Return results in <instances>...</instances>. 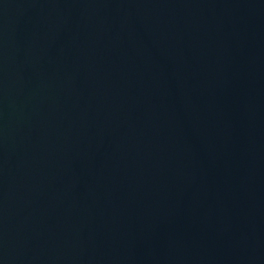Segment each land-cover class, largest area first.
<instances>
[{
	"label": "water",
	"instance_id": "1",
	"mask_svg": "<svg viewBox=\"0 0 264 264\" xmlns=\"http://www.w3.org/2000/svg\"><path fill=\"white\" fill-rule=\"evenodd\" d=\"M0 264H264V0H0Z\"/></svg>",
	"mask_w": 264,
	"mask_h": 264
}]
</instances>
